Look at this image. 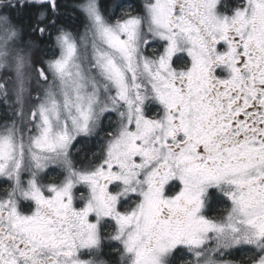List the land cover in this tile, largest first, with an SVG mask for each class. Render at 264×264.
<instances>
[{
  "label": "snow or ice",
  "instance_id": "6c2138e0",
  "mask_svg": "<svg viewBox=\"0 0 264 264\" xmlns=\"http://www.w3.org/2000/svg\"><path fill=\"white\" fill-rule=\"evenodd\" d=\"M0 264H264V0H0Z\"/></svg>",
  "mask_w": 264,
  "mask_h": 264
}]
</instances>
